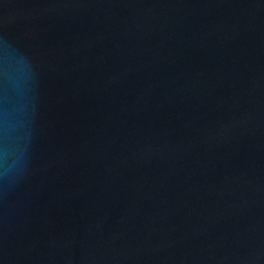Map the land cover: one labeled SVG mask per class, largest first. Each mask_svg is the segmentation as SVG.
Wrapping results in <instances>:
<instances>
[{
	"label": "water",
	"instance_id": "95a60500",
	"mask_svg": "<svg viewBox=\"0 0 264 264\" xmlns=\"http://www.w3.org/2000/svg\"><path fill=\"white\" fill-rule=\"evenodd\" d=\"M0 264H264V0H0Z\"/></svg>",
	"mask_w": 264,
	"mask_h": 264
}]
</instances>
